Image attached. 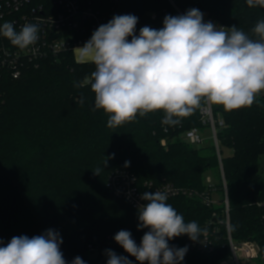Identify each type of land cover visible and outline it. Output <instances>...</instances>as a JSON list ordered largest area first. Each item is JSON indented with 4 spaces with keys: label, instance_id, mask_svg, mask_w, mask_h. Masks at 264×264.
Here are the masks:
<instances>
[{
    "label": "trees",
    "instance_id": "obj_1",
    "mask_svg": "<svg viewBox=\"0 0 264 264\" xmlns=\"http://www.w3.org/2000/svg\"><path fill=\"white\" fill-rule=\"evenodd\" d=\"M109 18L123 11L136 14L143 26L163 27L166 15L192 8L203 19L225 28L234 25L251 35L264 19V7H249L246 0H81ZM173 3V5H172ZM155 14V18H152ZM14 79L0 69V239L29 238L52 229L59 232L61 251L68 264L79 256L85 264H106V250L128 257L115 234L128 230L137 245L147 229L138 230V211L112 195L107 178L112 171L128 170L140 188L164 182L193 191L170 198L185 222L196 221L214 241L209 251L191 248L187 235L169 241L188 251L181 264H216L229 254L223 207L207 206L194 192H208L206 178L214 180L223 199L226 180L230 233L235 242L251 240L260 249L257 264H264V93L247 108L226 112L213 106L219 148L232 149L218 160L214 145L195 148L183 134L202 127L200 109L175 126L162 123L163 112L149 113L120 127L107 126L108 116L94 108V94L86 79L94 71L89 62H76L72 51L58 60L26 67ZM85 82L83 87L75 84ZM83 96L84 104L79 100ZM203 105V104H202ZM165 141V146L162 141ZM108 160L106 168L104 160ZM129 166L125 167V162ZM101 168L100 175L93 170ZM218 179L216 182L215 180ZM217 216L213 217L214 212Z\"/></svg>",
    "mask_w": 264,
    "mask_h": 264
},
{
    "label": "clouds",
    "instance_id": "obj_2",
    "mask_svg": "<svg viewBox=\"0 0 264 264\" xmlns=\"http://www.w3.org/2000/svg\"><path fill=\"white\" fill-rule=\"evenodd\" d=\"M249 7H264V0H246ZM135 15H115L100 25L80 47V59H88L94 71L86 84L94 94L95 110L107 116V126L120 127L149 113L163 112L162 123L175 126L202 104L221 106L231 112L251 107L264 93V19L251 35L236 25L217 27L204 22L196 8L183 15H166L160 29L141 27L136 35ZM39 25L24 24L19 31L12 22L0 25V36L21 50L36 44ZM131 38V39H129ZM85 82L75 84L83 87ZM79 103L84 104L81 96ZM107 157L103 164L106 168ZM130 162H125V167ZM101 168L93 170L100 175ZM138 206V230L147 229L137 245L128 230H120L115 242L138 264H181L188 247L169 241L187 235L201 240L196 221L185 222L168 203L166 191H145ZM59 232L49 229L29 238L0 239V264H68L61 251ZM106 264H132L128 257L106 250ZM71 264H85L77 256Z\"/></svg>",
    "mask_w": 264,
    "mask_h": 264
},
{
    "label": "built area",
    "instance_id": "obj_3",
    "mask_svg": "<svg viewBox=\"0 0 264 264\" xmlns=\"http://www.w3.org/2000/svg\"><path fill=\"white\" fill-rule=\"evenodd\" d=\"M177 11L178 15L185 14L180 9ZM126 14L136 16L132 11H123L117 15ZM152 18H155V14H152ZM111 19L101 11L93 9L90 4H83L81 0H0V25L5 21L12 22L17 31L26 23L37 24L40 28L36 44L24 50L13 46L8 39L0 36V69L17 79L26 67L35 68L43 61L58 60L64 52H73L77 47L83 46L100 25L108 23ZM204 22H212L217 27H223L215 20L206 18ZM141 27L144 26L138 20L136 35H139ZM200 115L202 127L186 131L183 134L184 140L192 146L202 145L206 137L201 135V130L207 128L209 134L212 135V144L220 161L221 149L219 148L217 130L224 126V121L215 120L213 106L210 104L201 106ZM161 143L165 146L164 140ZM220 175L225 192L223 199L214 198V195H217L216 187L214 180L210 177L206 178L208 192L193 193L200 196L207 206L219 205L223 207L224 218L218 222L225 225L229 254L219 259L216 264H257L256 261L260 253L257 243L251 240L235 242L232 238L229 221V197L226 192V180L222 167ZM107 183L112 195L125 200L136 210L139 205L145 203L140 198L145 191H166L168 200L180 195L191 196L193 192L167 182L155 186L152 183H146L143 189L139 187L133 173L120 169L109 174ZM214 216H217L216 211ZM188 245L199 251L210 252L214 248V241L207 233H204L201 240L191 241Z\"/></svg>",
    "mask_w": 264,
    "mask_h": 264
},
{
    "label": "rangeland",
    "instance_id": "obj_4",
    "mask_svg": "<svg viewBox=\"0 0 264 264\" xmlns=\"http://www.w3.org/2000/svg\"><path fill=\"white\" fill-rule=\"evenodd\" d=\"M82 47V46H81ZM80 47H77V49H75L73 51V55L75 56V60L76 62H89L91 63L90 60L88 59H84V60H81L80 59ZM201 135L206 137V140L205 142L202 143V145H197V146H194L195 148L197 147H203V146H207V145H211V143L213 142V138H212V135L209 134V130L207 128H204L203 130H201ZM220 149L222 150V154L224 157H226V155H231L232 153V149L230 148H225L223 145L220 146ZM260 165H261V171L264 172V156L261 157V160H260ZM216 182L218 181V179L215 180ZM214 198L220 200V196L217 194V195H214Z\"/></svg>",
    "mask_w": 264,
    "mask_h": 264
}]
</instances>
